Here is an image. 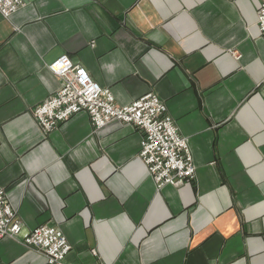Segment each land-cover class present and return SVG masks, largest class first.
Segmentation results:
<instances>
[{
  "label": "crops",
  "instance_id": "obj_1",
  "mask_svg": "<svg viewBox=\"0 0 264 264\" xmlns=\"http://www.w3.org/2000/svg\"><path fill=\"white\" fill-rule=\"evenodd\" d=\"M264 0H23L0 12V185L22 223L0 264H46L26 233L57 226L66 264H264ZM62 54L118 106L157 94L195 177L158 188L142 131L79 112L44 133L33 109Z\"/></svg>",
  "mask_w": 264,
  "mask_h": 264
},
{
  "label": "built area",
  "instance_id": "obj_2",
  "mask_svg": "<svg viewBox=\"0 0 264 264\" xmlns=\"http://www.w3.org/2000/svg\"><path fill=\"white\" fill-rule=\"evenodd\" d=\"M21 5L23 0H0V12L8 18ZM257 24L264 34V2L258 9ZM48 68L60 78L61 86L33 109V116L44 133L53 131L79 112L88 113L96 129L112 120H121L142 131L139 155L158 188L166 184L182 185L195 177L196 165L188 141L157 94L147 93L130 104L118 106L110 89L101 86L69 55H60ZM21 231V220L0 185V239L17 236ZM23 239L27 247L44 255L46 264H66L71 245L57 226L38 225Z\"/></svg>",
  "mask_w": 264,
  "mask_h": 264
}]
</instances>
